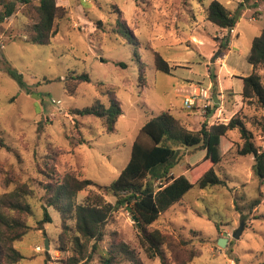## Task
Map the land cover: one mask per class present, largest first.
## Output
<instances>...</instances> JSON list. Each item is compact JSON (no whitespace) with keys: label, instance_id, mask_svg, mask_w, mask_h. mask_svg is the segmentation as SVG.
Instances as JSON below:
<instances>
[{"label":"rangeland","instance_id":"rangeland-1","mask_svg":"<svg viewBox=\"0 0 264 264\" xmlns=\"http://www.w3.org/2000/svg\"><path fill=\"white\" fill-rule=\"evenodd\" d=\"M8 1L15 0H0V17ZM211 1L55 0L67 15L56 20L57 33L47 45L25 41L32 23L26 14L29 4L16 0L13 13L0 18L4 42L0 48V137L6 144L0 146V192L12 189L15 181L28 182L35 191L29 199L30 230L14 242L23 255L19 264H44L45 259V264H60L67 255L58 248V212L46 207L51 222L41 223L45 199L43 188L33 179L38 176V163L43 166L51 154L56 156L60 175L74 169L80 178L92 181V190L113 203L115 198L106 186L126 165L139 128L160 111L170 110L190 130L198 129L202 122L225 123L238 112L252 131L255 144L264 149L260 128L263 111L244 104L239 94L241 77L252 71L247 62L251 41L264 28V0H217L231 12L242 2L233 32L205 19L204 11ZM117 17L127 27V38L113 31ZM97 20L101 26H95ZM154 51L166 60L169 73L155 69ZM141 66L145 86L139 85ZM70 72H87L90 77V82L80 83L72 95L62 82ZM258 72L264 82V72ZM102 82L114 88L122 110L113 132H106L96 117L69 115L72 108L95 100L106 105V96L97 91L98 86L99 91L107 92ZM193 83L210 88L218 98L206 111L183 106L182 96ZM228 134L241 142L238 131ZM69 138L85 142L70 152ZM236 149L232 147L214 167L225 181L223 185L200 189L194 184L153 222L178 245L199 250V256L188 264H261L264 259V179L253 173V156L238 155ZM204 154L197 146L180 147L177 164L171 169L173 176L184 174L194 183L199 172L190 166ZM86 193L87 189L82 191L77 202ZM240 226L235 238L233 233ZM105 229V238L93 257L81 264H99L109 236L128 243L144 264H159L158 258H148L140 248L129 207L113 210ZM45 237L48 250L43 245ZM219 238H226L224 247L217 244Z\"/></svg>","mask_w":264,"mask_h":264},{"label":"trees","instance_id":"trees-1","mask_svg":"<svg viewBox=\"0 0 264 264\" xmlns=\"http://www.w3.org/2000/svg\"><path fill=\"white\" fill-rule=\"evenodd\" d=\"M15 1L5 2V10L0 18L9 17L13 13ZM18 1L29 4L26 14L32 21L26 31L25 41L39 45L49 44L57 33L56 20L65 17L67 10L58 6L55 0ZM241 6L242 2L231 12L219 1L212 0L204 11L205 19L218 28L233 29L238 22ZM115 11L120 13L117 7ZM94 24L96 27L101 26V21L97 20ZM113 31L120 37L128 36L124 21L118 17ZM153 60L156 70L169 73L170 66L159 52H153ZM247 62L252 71L241 77L240 96L244 104L263 111L260 128L264 131V82L258 72H264V28L252 39ZM120 65L126 66L124 63ZM14 77L22 86L18 75ZM62 82L66 92L72 95L80 83L90 82V77L87 72H70L63 77ZM101 84L107 86V92L99 91L98 86L97 91L106 96V105L95 100L91 105L72 108L69 115L96 117L106 132H113L122 110L114 96V88L103 82ZM139 85L145 86L142 66L139 69ZM237 113L225 123L207 125L202 122L195 130L186 128L168 109L150 117L139 128L126 165L106 186L107 192L115 198L113 203L106 201L101 192L92 190V181L80 178L74 169H67L60 175L54 154H51V160H43V166L38 163L39 178L37 176L33 179L43 188L42 198L45 201L41 223L51 222L46 207H53L58 212V248L67 252L60 264H81L84 259L92 258L97 246L105 238V226L110 213L119 207L130 208L136 220L140 248L148 258H158L159 264H188L194 257L199 256V250L178 245L170 235L153 226V222L161 213L180 201L194 184L200 189L223 185L225 181L217 175L214 167L234 146L237 147L238 155L253 156V173L260 180L264 179V149L255 144L252 131ZM232 130L238 131L241 142L229 137L228 133ZM69 141L70 152L85 142L70 138ZM5 145L0 137V146ZM192 146L205 150L204 157L190 166L192 171L199 172L194 183L184 174L173 176L171 172L177 164L179 148ZM200 163H203L201 169H196ZM155 181H158L156 185ZM86 189L83 199L77 202L78 195ZM34 195V189L25 181H15L12 189L0 192V264H19L23 259V255L14 247V242L22 239L30 230L28 218L32 215V208L29 199ZM107 242L106 254L99 257V264H144L138 252L123 240L109 236ZM261 264H264V259Z\"/></svg>","mask_w":264,"mask_h":264},{"label":"built area","instance_id":"built-area-1","mask_svg":"<svg viewBox=\"0 0 264 264\" xmlns=\"http://www.w3.org/2000/svg\"><path fill=\"white\" fill-rule=\"evenodd\" d=\"M233 32V29H230ZM4 47V42L0 38V48ZM183 106L187 109L201 108L206 111L212 102V93L210 88L200 85L198 83L190 84L189 90L182 96ZM39 249V247H37Z\"/></svg>","mask_w":264,"mask_h":264},{"label":"water","instance_id":"water-1","mask_svg":"<svg viewBox=\"0 0 264 264\" xmlns=\"http://www.w3.org/2000/svg\"><path fill=\"white\" fill-rule=\"evenodd\" d=\"M213 60H214V58H212V61H213ZM212 98H213L214 102H217V101H218V98L216 97V94H215V93L212 94ZM133 219H135L134 216H133ZM41 227H42V226H41ZM241 230H242V226H240V228H238V229L233 233V236H234L235 238H238V236H239ZM217 244H218L220 247H224L225 244H226V238H219V239L217 240ZM43 245H44V249H45V250H48V248H49V240H48L47 237L44 238Z\"/></svg>","mask_w":264,"mask_h":264},{"label":"crops","instance_id":"crops-1","mask_svg":"<svg viewBox=\"0 0 264 264\" xmlns=\"http://www.w3.org/2000/svg\"><path fill=\"white\" fill-rule=\"evenodd\" d=\"M233 31H234V29H233ZM240 94V93H239ZM241 98V97H240ZM214 101V100H213Z\"/></svg>","mask_w":264,"mask_h":264}]
</instances>
